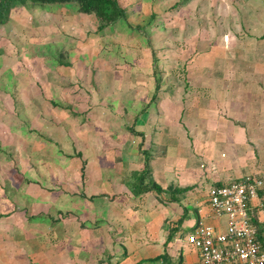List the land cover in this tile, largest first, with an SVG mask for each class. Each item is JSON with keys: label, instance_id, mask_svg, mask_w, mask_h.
Instances as JSON below:
<instances>
[{"label": "crops", "instance_id": "obj_1", "mask_svg": "<svg viewBox=\"0 0 264 264\" xmlns=\"http://www.w3.org/2000/svg\"><path fill=\"white\" fill-rule=\"evenodd\" d=\"M173 5L170 65L152 45L157 16L130 20L147 33L108 28L140 39L130 58L108 53L112 68L105 49H65L68 66L52 61L56 48L41 54L46 77L55 74L43 86L49 105L11 129L18 141L0 159V264H203L187 237L229 224L210 188L264 176V0ZM74 9L76 21L88 15ZM75 25L72 35L88 31ZM245 207L264 253L263 192Z\"/></svg>", "mask_w": 264, "mask_h": 264}, {"label": "rangeland", "instance_id": "obj_2", "mask_svg": "<svg viewBox=\"0 0 264 264\" xmlns=\"http://www.w3.org/2000/svg\"><path fill=\"white\" fill-rule=\"evenodd\" d=\"M174 1L154 0L153 8L148 9V0H144L143 5L141 4V9L138 10L133 4L134 0H122L123 5L129 6L134 13L138 10L135 14L132 13L130 18L135 23H145L144 21L148 19L152 11L157 13V19L151 28L152 36L150 37L154 39L152 40V45H154L157 51L156 54L164 65H170V62L166 59L170 58L175 50L170 40L171 28L168 26L171 25L170 22L174 20L173 16H176L178 11L173 8ZM26 4L16 6L12 10L10 21L7 24V31L6 33L4 31L0 45V159L3 161H7L8 152L11 153L9 142L13 141L12 144H14L18 141L16 136H11V132H13L11 129H27L34 118L32 113L37 110L35 113L38 112V116H42L44 107L49 105L44 99L45 96L42 95L44 92L43 86L44 81L55 74L46 77L48 73L43 71L46 70L44 65L48 63L41 56V50L47 47L48 41H57L60 44V47L57 45L58 49L84 50L85 56L88 54L85 51L86 49L91 52L105 49L106 51L103 54L107 55L108 58L103 55L100 57L107 60L105 65L111 68L113 63L110 61L109 52H117V54L121 52V54L130 58L135 46L140 45L139 35L136 33L127 34L125 30L121 32V30L117 29L118 26H116L115 30L107 29V31L98 34L95 32L98 21L93 15L88 14L83 20L76 21L78 18L74 16L76 14L74 5L70 8L68 7V9L64 4L56 6L57 8L48 7L51 11V18L46 20V10L44 8L31 2ZM204 4L198 9L194 8L195 16L198 15L199 10L201 13L202 10L204 12L207 11L213 2H206L208 7ZM260 7L259 5L258 8L261 9ZM184 13L186 14L187 10ZM140 15L141 17H139ZM235 20L236 25L239 26V19L236 18ZM59 21L63 22V25H60ZM55 22L56 24H54ZM75 22L82 24L85 29L88 28V31L84 30L83 33L74 32L73 34L76 33V35H72L73 25L76 27ZM166 23L168 25H164ZM221 24L222 28L223 26L226 27L224 23ZM217 28V26L214 27V30ZM185 30L186 28H183L177 34L184 36L187 33ZM228 30L231 29L228 28ZM81 34L85 35V38H88L90 42L84 43L85 41L80 37ZM65 41L67 42L64 44ZM38 51H40V56H38ZM122 59L124 60V57ZM122 59H116L115 64L122 66L124 64ZM34 102H38V104L34 105ZM20 149L12 148L14 156L18 152L20 153ZM19 157L21 155L16 156V159L19 160ZM14 161L16 160L14 159Z\"/></svg>", "mask_w": 264, "mask_h": 264}, {"label": "built area", "instance_id": "obj_3", "mask_svg": "<svg viewBox=\"0 0 264 264\" xmlns=\"http://www.w3.org/2000/svg\"><path fill=\"white\" fill-rule=\"evenodd\" d=\"M263 192L264 176H247L229 185L209 190L210 203L217 214H227L225 232L214 233L212 226H203L187 237L190 244L200 246L203 264H264V253L257 240V230L246 211L249 199Z\"/></svg>", "mask_w": 264, "mask_h": 264}, {"label": "trees", "instance_id": "obj_4", "mask_svg": "<svg viewBox=\"0 0 264 264\" xmlns=\"http://www.w3.org/2000/svg\"><path fill=\"white\" fill-rule=\"evenodd\" d=\"M31 2L36 6L45 8L49 5L53 4H69L74 5L77 8L79 13L90 14L95 17L98 21L97 33L103 32L105 29L111 28L120 21L124 23L126 28L131 31H143V33H147L144 30L146 29V25H133L131 24L130 18L131 14L134 11L130 10L129 6H124L122 0H0V45L3 39V33L7 31V24L11 18L12 10L19 5H27L26 3ZM134 6L141 9L142 0H134ZM137 10V11H138ZM135 11V13L137 12ZM134 13V14H135ZM157 14L155 11L148 17V24H150L155 18ZM48 50L56 48L58 52L59 58L56 60H52L53 62L59 65H71L72 63L69 60L68 54L64 52V50L58 49V47L50 45L46 47ZM42 49L41 54L45 53L44 51H48L47 49ZM40 53V51H38ZM46 54V53H45ZM153 187L160 190V187L153 183Z\"/></svg>", "mask_w": 264, "mask_h": 264}]
</instances>
